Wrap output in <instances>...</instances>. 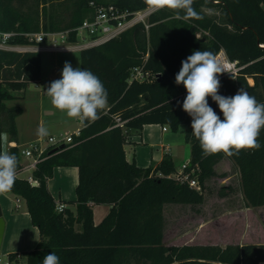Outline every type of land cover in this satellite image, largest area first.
<instances>
[{
	"label": "trees",
	"instance_id": "obj_1",
	"mask_svg": "<svg viewBox=\"0 0 264 264\" xmlns=\"http://www.w3.org/2000/svg\"><path fill=\"white\" fill-rule=\"evenodd\" d=\"M115 4L132 11L147 7L145 0H0V33L13 32L10 45H33L28 36L41 31H64L78 27L94 13L90 2ZM202 19H183L177 10L163 8L149 17V28L137 23L118 37L80 52L82 69L91 70L104 83L108 103L100 119L82 122L71 145L51 153L40 162L32 176L22 178L19 147L10 146L17 156L14 194L23 197L40 240L31 249L8 254L9 264H42L44 256L55 252L60 264H262L264 244H183L166 242L164 205L204 202L206 180L217 175L215 166L225 157L237 167L241 190L249 207L264 206V147L242 149L239 155L223 152L202 155L199 141L192 135L191 117L183 110L186 89L175 83L181 62L193 51L217 54L223 48L230 59L238 60L237 76L219 74L218 94L234 96L246 89L264 103V9L262 0H194ZM201 34V36H199ZM204 37V39H203ZM69 39L77 40L75 33ZM134 66L157 77L152 81L129 82ZM42 55L35 50L0 48V152L3 135L18 141L19 106L7 101L13 91H25L41 79ZM252 80V82L250 81ZM209 105L223 119L211 97ZM117 118L125 120L124 126ZM146 124L186 125V142L191 145L187 165L199 189L182 179L172 158L166 155L156 166L140 167L129 161L125 144L134 131ZM264 144V128L258 137ZM60 166L79 170L75 204L57 209L48 180ZM193 171V172H192ZM111 209L99 223L94 222L95 204Z\"/></svg>",
	"mask_w": 264,
	"mask_h": 264
},
{
	"label": "rangeland",
	"instance_id": "obj_2",
	"mask_svg": "<svg viewBox=\"0 0 264 264\" xmlns=\"http://www.w3.org/2000/svg\"><path fill=\"white\" fill-rule=\"evenodd\" d=\"M264 9V0H262ZM60 43H63L60 40ZM66 42H64L65 44ZM81 50L41 51L42 70L39 82H33L23 91H13L16 96L7 101L9 106H19L22 113L18 123L22 130L19 144L35 141L39 136L36 129L40 126V118L48 128L49 134L44 136L58 137L73 135L81 128L78 118H69L65 113L56 109L48 97L46 90L54 80L61 79L65 62L73 68L80 67ZM172 133L179 132L184 144L182 151L190 155V147L186 142V125L180 124L175 130L166 124ZM34 130V132H33ZM3 151L9 152L8 135L3 136ZM25 161L24 158H21ZM66 169V168H65ZM217 175L206 180L205 199L202 204H166L165 236L169 244H199L221 243L237 244L256 242L264 244V206L249 207L246 204L242 190L239 171L227 157L215 167ZM31 172L22 171L19 176L28 178ZM76 177L54 172L50 185L59 202V189L62 197L67 200L76 199ZM0 206L6 222L2 247L0 249V264H6L8 253L14 250L33 247L20 244L25 232L34 227L30 216L26 213V200L11 191L0 193ZM25 263L21 257L19 264ZM264 264V263H262Z\"/></svg>",
	"mask_w": 264,
	"mask_h": 264
},
{
	"label": "clouds",
	"instance_id": "obj_3",
	"mask_svg": "<svg viewBox=\"0 0 264 264\" xmlns=\"http://www.w3.org/2000/svg\"><path fill=\"white\" fill-rule=\"evenodd\" d=\"M157 11L163 8L177 10L183 19H202L193 7L194 0H145ZM175 76L177 85L183 84L187 95L183 110L191 117L192 135L199 141L202 155L223 152L227 156L239 155L242 149L259 150L264 147L258 140L264 128V103H260L249 92L241 88L234 96L218 94L219 74L224 73L223 63L210 51H193L181 62ZM46 93L51 104L69 118L92 123L100 119V110L108 103V91L101 79L91 70L73 68L65 62L61 79L54 80ZM207 97L216 102L223 119L209 105ZM39 137L49 134L41 125L36 129ZM18 159L13 153L0 152V193L10 191L16 181ZM42 264H60L55 252L44 256Z\"/></svg>",
	"mask_w": 264,
	"mask_h": 264
},
{
	"label": "built area",
	"instance_id": "obj_4",
	"mask_svg": "<svg viewBox=\"0 0 264 264\" xmlns=\"http://www.w3.org/2000/svg\"><path fill=\"white\" fill-rule=\"evenodd\" d=\"M90 6L94 9L93 15L84 19L78 27L64 31H41L37 33H30L28 35L30 37V41L35 44L18 45L15 48L21 51L35 50L40 52L73 49L83 50L85 48L100 45L108 40L118 37L121 33L137 23H143L148 29L149 17L155 12L149 6L135 11L123 9L115 4L98 5L94 1L90 2ZM71 33H75L77 40L71 41L69 39ZM0 34L3 44H6L14 35L13 32H3ZM60 40L63 43H60ZM64 42L66 43L64 44ZM216 55L218 59L222 61L225 70V72L221 73V75L237 76L241 69L238 60L230 59L223 48H221ZM156 77V75L144 69V67L134 66L130 72L129 82L152 81ZM250 81L252 82V80ZM125 122V120L117 118L116 125L124 126ZM164 129L166 130L167 127ZM76 134L78 135L79 131H77ZM76 134L60 135L58 137L49 136L46 139L44 137H39L33 142L16 145L19 147L20 157L25 159V161L21 160L22 171L31 172L28 179L32 184H37V181L34 180L32 173L37 168L38 164L53 153V150L56 152L59 149H63L66 145H71L74 141V135ZM187 165L188 163L181 166L178 171V175L182 179L189 180L191 186L199 189L200 187L198 181L191 178L190 173L187 172ZM65 207L66 205L64 203H57L58 210L61 211ZM6 264H9L8 259L6 260Z\"/></svg>",
	"mask_w": 264,
	"mask_h": 264
},
{
	"label": "crops",
	"instance_id": "obj_5",
	"mask_svg": "<svg viewBox=\"0 0 264 264\" xmlns=\"http://www.w3.org/2000/svg\"><path fill=\"white\" fill-rule=\"evenodd\" d=\"M18 45H10L8 43L3 44L0 34V48L3 49H14L17 50L15 47ZM19 117V116H18ZM18 119V118H17ZM40 126L43 123L42 118H40ZM81 123V128L83 127L82 121L78 119ZM17 126L19 131L18 141H9V145L16 146L21 145V133L22 130L17 120ZM167 127L166 125L162 124H146L141 130L134 131L129 138L128 142L125 144V151L126 156L129 161L135 160L140 167H150L158 165L163 158L168 155L172 158L177 170L181 168L183 164L189 163L191 157V145L190 147V155L183 153L182 148L184 144L182 143V138L179 137V132L172 133L169 128L165 130L164 128ZM80 128V129H81ZM80 129L78 131H80ZM34 132V130H33ZM4 136V135H3ZM39 138V137H38ZM25 144V143H22ZM216 167V166H215ZM66 168V169H65ZM56 171L61 170V173L68 174V175H75L76 183L78 184L79 181V170L77 167L74 166H60L55 169ZM51 178L48 180V188L52 195L55 198L54 191L50 185ZM76 184V186H77ZM59 202L67 200L66 198L62 197V190L59 189ZM74 199V198H73ZM71 199V200H73ZM66 207L70 206L72 209H75V204H65ZM166 204L164 205V216H165V223H166ZM111 209V205L107 203L103 204H95L93 207L94 211V222L95 224H99L109 213ZM26 213L29 215L28 211ZM30 216V215H29ZM34 226V225H33ZM165 232V230H164ZM166 235V234H165ZM40 240V232L39 229L34 226L33 228H29V232H25L23 237L21 238L20 244L23 246L35 247ZM167 242V241H166ZM168 243V242H167ZM169 244V243H168ZM189 244V243H188ZM199 244H219L221 243H204L201 242ZM242 244V243H241ZM175 245V244H174ZM32 248V249H33ZM28 250H31L30 248ZM22 251H26L25 249L21 250H14L11 252H18L21 253ZM9 252V253H11ZM8 253V254H9Z\"/></svg>",
	"mask_w": 264,
	"mask_h": 264
},
{
	"label": "water",
	"instance_id": "obj_6",
	"mask_svg": "<svg viewBox=\"0 0 264 264\" xmlns=\"http://www.w3.org/2000/svg\"><path fill=\"white\" fill-rule=\"evenodd\" d=\"M199 36H201V34H199ZM204 39V37H203ZM55 150H53L52 152H54ZM33 185H36V183H33ZM5 227H6V222L3 218V214H2V208L0 206V249L2 247V242H3V237H4V233H5Z\"/></svg>",
	"mask_w": 264,
	"mask_h": 264
}]
</instances>
